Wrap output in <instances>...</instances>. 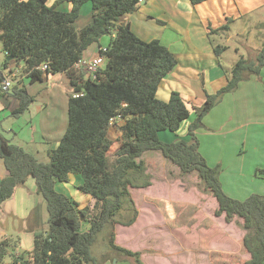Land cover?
Segmentation results:
<instances>
[{"label":"trees","instance_id":"trees-1","mask_svg":"<svg viewBox=\"0 0 264 264\" xmlns=\"http://www.w3.org/2000/svg\"><path fill=\"white\" fill-rule=\"evenodd\" d=\"M65 1L72 4L68 12L50 6L49 0H0L4 68L18 66L22 78L14 87L18 108L13 115L28 111L35 101L29 86L49 74L68 75L72 88L68 127L58 146L49 150V162L39 161L0 133V158L8 171L0 180V205L32 177L49 213L46 234H36L32 250H21L14 257L15 263L99 264L92 249L98 236L109 230L104 262L130 260L132 264H144L140 252L116 244L115 228L131 227L137 221L139 211L131 189L152 185L143 156L159 152L179 169L181 176H198L200 189L218 202L217 217L224 215L228 223L234 218L243 220V247L251 255L244 264H264V195L252 194L245 200L230 197L220 179L222 168L208 165L197 135L204 127L205 117L225 95L237 91L247 78L261 74L264 43L252 61L241 58L230 73L225 72L228 82L224 87L214 94L206 93L202 106L193 107L194 119L187 126V139L162 142L159 134L178 133L189 122L191 112L176 91L170 93L168 100L158 96L162 81L177 67L176 55L160 40L139 38L126 20L147 0ZM190 1L197 5L208 0ZM86 3L92 6V20L78 29L76 21ZM231 21L211 29L209 37L227 31ZM105 32L110 42L103 47ZM95 44L105 60L93 79L76 66ZM225 50L214 46L217 57ZM43 65L48 66L44 71ZM116 119L122 122L118 126L121 144L111 159L114 143L109 131ZM71 176L76 177L78 190L88 197L83 208L57 189L59 184H69ZM87 223L90 227L83 232ZM9 246L8 240L0 242V264L4 263Z\"/></svg>","mask_w":264,"mask_h":264},{"label":"rangeland","instance_id":"rangeland-1","mask_svg":"<svg viewBox=\"0 0 264 264\" xmlns=\"http://www.w3.org/2000/svg\"><path fill=\"white\" fill-rule=\"evenodd\" d=\"M78 24L79 22L76 25L80 28ZM173 24L172 22L171 28L168 30V35L172 34V31L173 34L179 32V29ZM228 33H230V38L227 37L229 36ZM228 33L227 36L225 34L213 35L209 37L210 41L208 43L226 48L220 55V63L224 71L230 73L241 58L252 61L261 50L264 43V11L251 14L245 20H240L238 24L232 26L231 31ZM102 41L103 45L108 46L110 37H103ZM5 61L6 54L3 50L2 41L0 40V69H3ZM12 68L14 72H20L18 66L13 65ZM53 75L54 74H49V76L44 77V79L51 77L48 83L44 81L43 84L34 88L35 92L36 89L38 90L35 97L37 101L34 102L30 110L27 111V114L21 120L16 121L10 119L12 114L10 103H14V87L16 84V79L13 76L10 77L12 81L11 88L8 93H2L0 95V98L6 101V106H8V109L2 111V106L0 105V133L11 140L13 144L16 145V142L12 140L14 135L10 132L7 133L8 130L13 128L18 129L22 126L25 134L28 135L31 130V126L28 125L29 122H34V124L39 122V118L45 111L44 108H48V113L49 116L52 117V120H54V115L57 116L56 128L62 131V136L65 134L68 126V95L64 90L63 83H57V80H51L59 79L60 76L52 78L54 77ZM252 77H254L253 80L258 81L256 80L258 79L256 75ZM67 79H70L68 75L65 76L66 81H68ZM261 84L263 85V90L260 88H258V91L253 89L242 90L238 96L240 101L225 102L221 110H219L218 115L216 108L213 114L208 116L207 123L204 122V127L198 135V137H200V135L202 136L203 133L210 135L204 137L203 142L204 146L209 147V149H205V154L208 156V162L210 161L209 164L211 167L217 166V150L213 151L214 148L212 149V146H216L215 149H217V144L222 150L220 155L226 162L225 166L228 167L229 165L228 170L231 174L238 172L239 167L246 168L247 172V170L254 168V164L258 162L261 164L259 167L260 169L253 173L256 174L255 177L252 179L248 178L249 180L244 183L247 190L254 192V194L257 192L258 194H262L260 192H264V173L260 172L262 170L264 171V82ZM68 86H70V89V82ZM192 86L196 87L194 84ZM196 89L198 88L196 87ZM198 90H202L201 87H199ZM259 95L262 100L259 98ZM226 103L227 105L225 107ZM243 103L252 104L254 107H260L263 114L259 119L255 117L246 119V122L249 123L246 125V129L243 132L239 129L233 132L230 137L234 139H232L230 145V137L228 138L227 133L222 132L224 129L218 128L222 126L221 120L227 118L229 115L226 111L230 110L231 107L235 109L238 104L241 106ZM1 104L4 105L3 103ZM46 114L47 113H45V115ZM243 121L244 119L239 120L238 117H235L234 123L229 124L227 128L237 127ZM118 126L119 124H114L109 131V137L114 143L110 152L111 159H113L114 153L121 144V133L118 131ZM184 127L178 132L179 134L171 131L161 132L159 138L162 142H173L175 140H181L180 138L187 139L188 136L184 138L183 135H181V133L184 132ZM210 128H213L212 132H210ZM245 131H247V133L242 134ZM203 139L201 138V140ZM241 140H245V142ZM47 147L48 146L45 145L39 146L40 155L38 160L44 163L49 162V156L45 152V150H49ZM143 159L148 167L147 172L152 176L151 180H155V184L148 190L131 189L132 197L139 211V219L131 228L118 225L117 234L120 242L119 245L134 252L140 251L141 260L144 264H212L206 253L204 255H202L200 251L192 253L189 247H194L196 249L197 246L201 248L207 246L215 247V244L212 243L214 241H211L213 236L212 231L215 229L214 227L211 228L213 222L217 225V236L223 237L227 232L234 233L233 228L236 229V226L245 233L242 224H240L242 223L240 222V218H234L230 226L225 223L224 215L220 217L216 216L215 213L218 210L217 201L211 194L205 193L200 189V180L196 174L185 177L181 176L179 169L168 162L159 152H147L143 156ZM1 163L4 165L3 160L0 158V167H2ZM224 169L223 167V170ZM228 170H226V174H228ZM72 177L70 183L76 181V177ZM64 186L66 191L74 193L72 185ZM29 187L31 188V186ZM29 187L27 185L25 189H27L30 195H33L31 205L34 207L33 214H36L38 217V225L35 229L26 230L35 235H45L49 229L47 204L41 194L37 192L32 193ZM233 194L245 200L248 198L245 196L249 193L244 189L239 192L233 190ZM188 221H196V225L194 224V226H191L187 223ZM166 223L168 224L166 225ZM186 224L189 225L190 229H177L178 226ZM200 224H202L203 228L207 229V231L200 228L196 231L195 229ZM24 225L25 222H17L12 219V217H8L4 227L9 233V238L7 240L10 246L3 264H16L14 257L21 250H25L20 248L22 238L18 237V233L21 232L22 228L20 226ZM108 237L109 230L102 232L93 246L92 252L93 255L99 259V264H102V262L104 263L102 256L108 250ZM235 238H239V232L234 233L233 239ZM24 241L26 242V238H24ZM217 242V248H219V246L225 248L233 247V242L229 239L219 238ZM236 258L237 263L242 259L238 256ZM234 260L235 257L232 258V263L236 264ZM215 262L216 264L221 263L216 258ZM118 263L132 264L133 262L127 260L119 261ZM118 263H116V261L111 262V264Z\"/></svg>","mask_w":264,"mask_h":264},{"label":"crops","instance_id":"crops-1","mask_svg":"<svg viewBox=\"0 0 264 264\" xmlns=\"http://www.w3.org/2000/svg\"><path fill=\"white\" fill-rule=\"evenodd\" d=\"M49 5H55L57 10L64 12H68L72 9V4L65 0H49ZM262 11H264V0H208L197 5H193L190 0H147L144 4L141 3L139 5V8L136 12L126 17V20L130 23L133 32L139 38L144 41L160 40L162 44H164L168 49H170L178 59L177 67L167 76V78L162 81L158 89V96L163 100H168L170 97V93L172 91H176L180 93L182 98L185 100L186 105L191 112V118L189 119V122H187V124L185 125L184 132L181 133L184 138L187 137L188 124L194 119L193 107H197V105L198 107L201 106L205 102L206 93L214 94L222 87H224L228 82L227 75L220 63V57H217L215 55L214 45L208 43L210 41L209 33H211V29H219L220 27L227 25L229 23V20L232 19L229 24V29L227 31L215 34H225L227 36V33L231 31L232 26L238 24L240 20H245L251 14L259 13ZM77 20L78 21L76 22V24L79 22L78 25L80 27L78 28L76 25L78 29H81L84 25H88L91 22L92 6L90 7V4L86 3L82 7L80 16ZM172 22L174 23L173 25L179 29V32L173 34L172 31V34L168 35V30H170ZM228 34L229 36L227 37L230 38V33ZM106 36L108 35H104V37ZM101 45H103V41H101ZM105 46L106 45H103V47ZM99 49L100 48L97 44L91 46L85 52L84 59L96 57L99 54ZM12 69V66L9 69H6L3 65V69H0V79H10V77L13 76L16 79V82L21 81L22 78L20 77V72H12ZM263 73L264 67L262 68L261 74L257 76L258 79L256 80L258 81L253 80L254 77L251 76L240 84L237 91L225 95L222 101L218 105H216L213 110L205 117L204 122L207 123L208 116L212 115L216 108L218 115L219 110H221L225 102L240 101L238 96L242 90L245 91L253 89L258 91V88L263 90V85L261 84L262 82H264ZM58 74H54V77L52 78L60 76L59 79L51 80H57V83H63L64 90L68 95L69 102V95L72 93V89H69L70 86H68L70 79H67L68 81H66V74ZM50 78L51 77H48L47 79H43L42 81L36 82L35 84L29 86L28 91L30 95L36 97V92L38 90L36 89L35 92L34 88H37V86L43 84L44 81L48 83L50 81ZM193 84L198 89L199 87H201L202 90L196 89V87L192 86ZM8 91L5 93H8ZM259 98L262 100L260 95ZM36 101L37 98L34 102ZM34 102L30 105V107L34 104ZM1 103H3L4 105H2ZM6 103V101L0 98V105L2 106V111L8 109ZM10 105V108L12 110L10 119H12L13 121L21 120L27 114L26 111L20 116L13 115V112L18 108V102L15 98L14 103L11 102ZM226 105L227 103L225 104V107ZM30 107L28 111L30 110ZM44 109L45 111L39 118V122L35 124L34 122H29L28 125L31 126V130L28 135L25 134L24 128L22 126H20L18 129H10L7 132H10L12 135H14V138L12 140L16 142V145L23 147L27 152L33 154L37 159L40 155L39 146L45 145L48 146L47 148L49 150H51L58 146V141H61L64 136H62V131L57 130L56 128L57 116L54 115V120H52V117L49 116L48 108ZM226 112L229 113V115L227 116V118L221 120L222 126L218 129H224L222 130V132L227 133L228 138L233 134V132L237 131L238 129L242 132L246 129V125L249 124L248 122H246V119H249L251 117L259 119L260 116L263 114L260 107H254V105H250L248 103H243V105L241 106L238 104L235 109L231 107V109ZM45 113L47 114L45 115ZM235 117H238L239 120L244 119V121L241 122L237 127L227 128L229 124L234 123ZM117 123L119 125L122 124V122L120 121H117ZM210 130V132H212L213 128H210ZM200 132L201 130L198 131L197 135H199ZM246 133L247 131L242 134ZM208 136L210 135L203 133L202 136L200 135V137H198L200 141V152L205 157L207 162L208 156H206L205 154V149H209V147L204 146L203 138ZM201 138L203 140H201ZM229 139V144L231 145L232 139L234 138L230 137ZM241 141L245 142V140ZM213 148V151L217 150V166H220L222 168L220 179L224 191L230 197L241 200L243 198L235 196L233 194V190L239 192L246 189V192L249 194H247L245 197H249L250 195L254 194V192H250L247 190V188L244 186V183L249 180L248 178L252 179L253 177H255L256 174L253 173L257 172L260 169L259 167L261 166V164L259 162L257 164H254V168L251 170H247V172L246 168L239 167L238 172L231 174L228 170L229 165L227 164L228 167L225 166L226 162L220 155V153L222 152L220 146L217 144V149H215L216 146H212V149ZM49 150H45V152L48 154ZM1 166L2 167H0V180L8 175V171L5 165H2L1 163ZM223 167L225 168L224 170ZM226 170H228V174H226ZM154 184L155 180L152 181V185L150 187L142 188L139 190L151 189ZM27 185L28 187L31 186V188L34 187L33 189L29 187V190L32 193L37 192L35 179L29 177L25 185L17 187L13 196L0 205V242L9 238V233L6 231L4 225L6 224L8 217H12V219L17 222H25L24 226H20L22 228L21 232L18 233V237L22 238V241L20 240V248L30 251L34 246L35 234L27 232L26 229L37 228L38 217L36 214H33L34 207L31 205L33 195H30L27 192V189H25ZM64 185H72L74 193L66 191ZM77 185L78 181L76 179V181H73V183L57 185V189L71 196L75 201L80 204V207L83 208L88 201V197L78 190ZM260 193L262 194L259 195H264V192ZM256 194H258V192ZM240 220V222H242L240 224H243V220ZM224 221L226 224L231 226L232 222L228 223L225 219ZM187 223L191 226H194V224L196 225V221H188ZM135 224H133L131 227H133ZM167 224L168 223H166V225ZM188 224L178 226L177 229H190ZM89 227L90 225L88 223L84 224L83 232L87 231ZM117 227L118 225L116 226L115 230L116 234ZM212 227H214L215 229L212 231L213 236L211 241H214L212 243L215 244V247L207 246L201 248L197 246V249L194 247H189V250L192 253L199 251L202 253V255L206 253L207 257L210 258L212 264H216L215 258L218 259L219 262H221L220 264H233L232 258L234 257V262L236 264H244L246 261L250 260L251 255L247 253L243 247V238L245 236V233H243L237 226L236 229L233 228V230L234 233L239 232V238L235 239H233L234 233L232 232H227V234L223 237L217 236L216 223L214 224L213 222L211 228ZM199 228L203 229L204 231H207V229L203 228L202 224H200L195 230L197 231L199 230ZM116 237V244L120 246L118 234ZM24 238H26V242L24 241ZM219 238L226 240L229 239L233 242V247L231 246L230 248H225L219 246V248H217V239ZM237 256L242 258L241 261H239L240 263L236 262ZM118 262L119 261H116V263ZM102 264H111V261H106Z\"/></svg>","mask_w":264,"mask_h":264},{"label":"built area","instance_id":"built-area-1","mask_svg":"<svg viewBox=\"0 0 264 264\" xmlns=\"http://www.w3.org/2000/svg\"><path fill=\"white\" fill-rule=\"evenodd\" d=\"M103 51H106V49L104 48ZM104 60H105L104 56L101 55L99 51V54L96 57L81 60L77 64L76 69H79L82 72H85L87 74V77L91 76L93 79H95L97 77V73L99 72L101 66L104 63ZM47 68H48L47 65H43L41 67L43 71L46 70ZM11 85H12V81L9 78L1 79L0 80V95L2 93L7 92L9 88L11 87ZM74 96L78 97L80 96V94H74ZM116 121L117 119L112 121L113 125Z\"/></svg>","mask_w":264,"mask_h":264},{"label":"water","instance_id":"water-1","mask_svg":"<svg viewBox=\"0 0 264 264\" xmlns=\"http://www.w3.org/2000/svg\"><path fill=\"white\" fill-rule=\"evenodd\" d=\"M144 3H145V1H142V4H144ZM103 35H107V33L105 32ZM7 60H12V57H8Z\"/></svg>","mask_w":264,"mask_h":264}]
</instances>
